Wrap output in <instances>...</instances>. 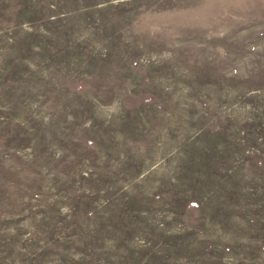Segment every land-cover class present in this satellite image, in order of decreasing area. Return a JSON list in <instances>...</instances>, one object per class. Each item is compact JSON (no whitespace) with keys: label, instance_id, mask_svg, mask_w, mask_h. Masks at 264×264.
Masks as SVG:
<instances>
[{"label":"rangeland","instance_id":"rangeland-1","mask_svg":"<svg viewBox=\"0 0 264 264\" xmlns=\"http://www.w3.org/2000/svg\"><path fill=\"white\" fill-rule=\"evenodd\" d=\"M0 264H264V0H0Z\"/></svg>","mask_w":264,"mask_h":264}]
</instances>
